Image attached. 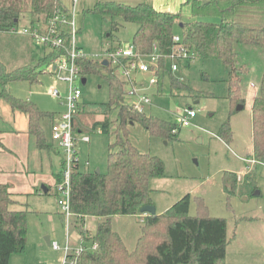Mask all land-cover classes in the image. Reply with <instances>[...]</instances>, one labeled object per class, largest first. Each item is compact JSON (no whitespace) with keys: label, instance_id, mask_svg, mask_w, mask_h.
Instances as JSON below:
<instances>
[{"label":"trees","instance_id":"16d2710c","mask_svg":"<svg viewBox=\"0 0 264 264\" xmlns=\"http://www.w3.org/2000/svg\"><path fill=\"white\" fill-rule=\"evenodd\" d=\"M185 5L190 12V20L186 22L182 21L180 12H160L145 4L126 7L99 3L91 14L101 19L121 18L125 24L137 26L131 44L140 54L151 53L153 47L157 48L161 56L171 54L176 46L172 41L176 35L174 30L178 27L181 45L192 59L218 60L230 69L229 104L231 109L236 106L244 108L240 75L246 69L236 68V46L264 50V0H186ZM55 13H68L60 0H0V32H12L23 16L29 17L31 26L37 24L42 28ZM213 18L218 19V22L207 21ZM113 31H118L115 22H111V30L107 35L112 50L121 46V43L112 40ZM62 39L63 45L69 47V37L64 34ZM47 49L48 53L35 65L33 63L8 71L0 63V100L12 111L26 115L27 132L39 150L50 148L41 122L53 120L54 114L40 111L29 101L16 99L6 88L15 82L23 81L31 85L39 83L38 77L44 73L41 71L43 66H50L51 69L56 60L66 57L63 49ZM101 63L92 59H77L82 79L98 74L106 82L109 101L92 106L80 102L72 127L76 134L98 130L103 135L111 134L114 141L109 145L105 173L81 171L79 162L74 165L69 197L70 212L80 227L79 234L83 242L89 244L87 246L96 243L98 249L76 256L69 255L68 258H75L77 264H224L229 242L227 222L223 218L209 216L202 199L194 197L197 202L194 216L189 214L192 200L189 194L172 204L163 214L140 213L142 207L153 206L150 180L165 178L166 174L160 158L141 153L131 144L129 126L139 124L150 138H160L167 142L178 141L180 128L128 109L123 104L124 81L115 69L102 66ZM159 65L158 80L166 75L171 89L186 88L171 76L165 59H160ZM114 112L115 117L111 118ZM250 116V160L264 166V72L259 91L250 102ZM112 124L116 126V132H111ZM173 130L176 132L172 133ZM231 134L228 121L222 124L218 138L228 144ZM49 140L53 142L51 137ZM61 180L62 170L56 176V185ZM241 183L255 190L250 173L238 179L232 172H223L222 188L226 194ZM15 207L14 195L9 192L7 185L0 184V264H8L12 255L22 254L26 249L29 211L24 206L21 209ZM117 216L143 217L141 234L132 251L127 250L119 234L111 228V220ZM85 217L100 219L94 235H87L81 229Z\"/></svg>","mask_w":264,"mask_h":264},{"label":"rangeland","instance_id":"374dc122","mask_svg":"<svg viewBox=\"0 0 264 264\" xmlns=\"http://www.w3.org/2000/svg\"><path fill=\"white\" fill-rule=\"evenodd\" d=\"M185 1L168 0L167 3L165 0L164 4L167 3V7L164 11L180 12L182 21H189L190 12ZM72 10L76 13L71 4ZM84 15V20L79 21L80 30L76 34V44L86 54L95 55L105 50L111 22H115L118 28V31L112 32V40L122 43L124 47L132 42L137 26L125 24L121 18L101 19L91 13ZM28 18L23 16L20 19L19 29L29 27ZM207 21L216 23L218 19H207ZM174 34H180L178 27L175 28ZM29 41L32 40L15 32H0V63L6 70H14L33 63L35 65L48 53L47 48L43 51ZM236 52L238 54L236 68L246 69V72L240 75L241 94L245 98L244 108L242 106V109L237 110L238 106H236L231 109L228 99L230 69L224 67L220 61L198 58L190 62L181 60L178 63V71L171 76L181 79L186 88L184 90L174 88L171 92L169 78L165 75L158 89L161 96L151 97L153 105L147 108L145 114L166 123L177 124V116L184 108L189 107L196 113L191 126L180 129L178 141L149 139L139 124H134L131 128V137L139 150L157 156L165 166L167 178L158 180L164 182H152L157 183L156 190L151 194V199L156 206V214H163L167 210L164 208L172 206L185 196L186 189L194 188L195 191L190 192L192 197L190 216L196 213L197 202L194 197H197L203 200L209 216L223 218L227 222L229 242L226 246L224 264H264V166L249 163L247 171L245 163V160L250 162L252 156L250 102L260 88L264 72V50L240 45L236 46ZM169 65L170 63L167 62V68ZM41 71L44 73L39 75V83L32 85L23 81L11 83L6 88L7 92L21 101L28 100L44 113L64 112L65 109L60 104V100L52 97L51 92L57 89L64 94L66 85L55 80V75H51L50 66H43ZM78 84L81 92L79 101L84 105L108 103V85L98 74L87 76L85 85H82L80 81ZM250 84L254 85L255 89L250 88ZM1 89L0 87V92ZM147 92L155 94L156 90L149 89ZM0 107L1 111H4L3 108L7 109V104L0 100ZM111 116L114 118L115 113ZM228 121L232 134L231 141L226 144L218 138V134L222 124ZM115 127V125L111 127V132H116ZM44 131L49 139L48 122L44 123ZM87 136L90 143L79 144L76 147L80 168L83 171L98 170L100 173H105L109 145L113 143L114 136L103 135L97 131ZM50 148L54 149V147ZM86 161L89 167H84ZM59 168L53 159L51 168L48 167L46 171L44 169L43 173L51 175ZM224 171L234 172L240 178L250 173L255 183V190L246 188L241 183L232 192L226 194L222 188ZM58 185H56L57 194L51 190L49 195L32 197L29 200V206L33 212L27 217L25 255L32 259L36 252H44V264H62L64 258L62 251L54 252L46 245V237H49L51 243L56 242L61 248L67 242L70 249L74 250L89 245L83 242V237L78 231L80 227L75 226L73 216L66 220L58 204L59 200L63 199L58 192ZM162 186L165 191L160 192L159 188ZM88 225L89 228H94L95 222L92 221ZM140 227L139 216L114 217L111 221L112 230L119 234L129 251H132L136 245L141 234ZM81 229L84 230V227L82 226ZM86 234L91 233L86 231ZM74 250L72 254L75 256ZM31 263L35 264V262ZM67 264H70L69 260Z\"/></svg>","mask_w":264,"mask_h":264},{"label":"built area","instance_id":"2783aa9c","mask_svg":"<svg viewBox=\"0 0 264 264\" xmlns=\"http://www.w3.org/2000/svg\"><path fill=\"white\" fill-rule=\"evenodd\" d=\"M77 3L78 0H72L73 9ZM76 17L77 15L74 13V10L66 14L55 13L42 28L36 25L19 29L17 26L12 30V32L28 36L39 46L63 49L66 53V57L56 60L51 67V75H55L56 81L66 85V89L64 94L60 93L57 89H53L51 92L52 97L62 101L65 111L51 125L50 137L62 155V180L58 185V192H60L63 199L59 200L58 204L67 221L72 216L69 207L70 177L74 165L79 162L76 151L77 143L79 140L84 143L89 142L88 136L83 135L78 137V134L73 131L72 127L81 96L78 83L82 81V76L77 59L106 61L107 66L115 69L118 76L125 83L123 104L131 111L140 115H145L146 108L152 105V99L146 93V90L156 86L159 82L157 73H160V59H165L170 63L169 69L171 73L178 71V63L181 60L189 62L192 60L182 47L179 35L173 36L172 41L176 44L175 49L171 54L166 56H161L156 47H153L152 52L149 54H140L134 50L131 43L127 47L121 45L113 50L107 45L102 53L95 55L86 54L76 45V34L79 31ZM64 34L69 37V47L63 45L62 35ZM140 75H147L146 83L138 79ZM179 81L181 82V79ZM250 88H254V85L250 84ZM195 117V111L186 107L177 116L178 121L175 125L179 128L190 127L191 121ZM175 132L176 130L172 131V133ZM51 248L55 251L63 252L64 258L62 264H67L68 260L70 264H77L75 258H68L69 255H73L72 251L74 250L70 249L68 242L63 248L56 242H53L51 243ZM97 249V244L93 243L91 246H84L74 250V254L76 256L82 252H95Z\"/></svg>","mask_w":264,"mask_h":264},{"label":"crops","instance_id":"0c3cea01","mask_svg":"<svg viewBox=\"0 0 264 264\" xmlns=\"http://www.w3.org/2000/svg\"><path fill=\"white\" fill-rule=\"evenodd\" d=\"M60 2L67 9V11L69 13L71 11L72 0H60ZM99 3H102V4L114 3V4H118V5H123L126 7H136L137 5L145 4V5L151 6L152 8H154L157 11L168 12V11H164V9H166V7H167L166 5L168 3V0H167L166 5L164 4L165 0H78V3L75 7V11H76V13H78L76 19H77L79 30H80L79 21L84 20V18H85L84 14L92 13V10L94 9V7ZM36 25L37 24H35L33 26H36ZM30 26L31 25H29V27ZM29 42H30V44H34L36 47L42 48L43 51L46 48V47L39 46V45L35 44L33 41H29ZM105 45H106V47H107V45L110 46L111 42L107 40L105 42ZM77 47L80 48L78 45H77ZM80 49L83 50L82 48H80ZM40 57H38V58H40ZM146 78H147V75H140L138 77V79L142 80L144 83H146V81H147ZM160 81L161 80H159V82L156 86L149 88L150 90H153V91L156 90L155 94H149L147 92L149 89L146 90V93L150 97L161 96V93L158 91V89L160 88L159 87ZM85 84H86V82H85ZM172 90H174V89H171V92H172ZM26 101H28V100H26ZM60 104L63 106L62 101H60ZM152 105L150 107H152ZM6 108L7 109L3 108L4 111H1L2 109L0 107V184L7 185L9 192L14 195L15 202H16L15 208L21 209V207L24 206L29 211V214H31L33 211L30 209V206H29L30 198L49 195L51 190H53V192L55 194H57L56 193V189H57L56 188V176L59 173H61V170H62V162H63L62 155H61L59 149L57 148V146L53 142H51L47 137L46 138L48 139V145L52 148L54 147V149L53 150H51V148H49L47 150L37 149L35 142H34V139L27 132L28 122H27L26 115L23 113H20V112L12 111L8 105ZM147 108H149V107H147ZM147 108H146V110H147ZM61 113H63V112H58V113L54 112L53 113L54 114L53 120H51V121L43 120L41 122V127L43 129L45 136H47V135L45 134V131H44V123L48 122L50 125V128H51V124L55 120L58 119V117L61 115ZM144 116L148 117L150 115L145 114ZM111 118H112V116H111ZM2 126H4V127H2ZM113 126L114 125L112 124L111 127H113ZM133 126H134V124L129 126V132H130L129 139H130L131 144L139 152L147 153V152H143V151L139 150L137 148L136 142L132 140L131 128ZM144 132L146 133V131H144ZM91 133H93V132H91ZM97 133H101V132L97 131ZM88 134L89 133H79L78 137L83 136V135L87 136ZM146 135L148 136L147 133H146ZM148 138L150 139L149 136H148ZM113 141H114V139H113ZM89 143H90V139H89L88 143H84L81 140H79L77 145H79V144L86 145ZM147 154H149V153H147ZM53 159L59 165L60 171L58 170L57 172H55L54 174H51V175L44 174L43 173L44 169L46 171V169L48 167L51 168V164H52ZM245 163L247 164L246 165L247 171L249 170L250 164H255V165L257 164L254 161L247 162V160H245ZM84 167H89L88 161L85 162ZM79 170H81L80 165H79ZM81 171H83V170H81ZM224 172H226V171H224ZM227 172H229V171H227ZM232 173H234V172H232ZM234 174L237 176L238 179H241L239 177V175H237L236 173H234ZM165 178H167V175ZM163 179L164 178L150 180V182H149V188L151 190L150 196L152 194V191H155L156 187H157V185H156L157 183H152V182H164V181H158V180H163ZM163 186L159 188L160 192L165 191ZM42 187H44L46 189L45 193L43 192ZM195 187H197V185H195ZM192 190H194V188ZM192 190L186 189L184 192L185 195H187V194L191 195L190 192H192ZM151 201H152V199H151ZM152 204H153V207L155 208V212H156V206L154 205L153 201H152ZM170 207L164 208V209H169ZM117 217H120V216H117ZM139 217H140V219L143 218L142 216H139ZM92 221L95 222V227L89 228L88 224H90V222H92ZM99 222H100V219L97 217H85L84 221H83L84 230L90 232L91 233L90 235H94ZM74 223H75V220H74ZM75 226L77 228L79 227V225H77V223ZM46 238H48V243H46V241H45V243L47 246H49L51 248L50 239H49V237H46ZM51 250L56 252L52 248H51ZM59 252H61V251H59ZM43 253L44 252L38 251L33 256L32 259H29L26 257L25 251H24L22 254L12 255L10 257L8 264H32L31 262H35V264H44ZM46 264H48V263H46Z\"/></svg>","mask_w":264,"mask_h":264},{"label":"water","instance_id":"95a60500","mask_svg":"<svg viewBox=\"0 0 264 264\" xmlns=\"http://www.w3.org/2000/svg\"><path fill=\"white\" fill-rule=\"evenodd\" d=\"M180 27H181V24H180ZM101 65L102 66H107V62L106 61H103L102 63H101ZM54 70V69H53ZM82 85H84L85 84V82H86V79H82ZM240 109H242V106H238L237 107V110H240ZM132 125V124H131ZM96 173H99V171L98 170H96L95 171ZM42 190H43V192L45 193L46 192V189L44 188V187H42ZM140 213H142V214H145V215H153V214H155V208L153 207V206H144V207H142L141 209H140ZM45 241H46V243H48V238H45Z\"/></svg>","mask_w":264,"mask_h":264}]
</instances>
